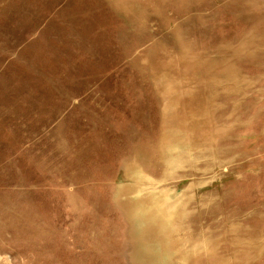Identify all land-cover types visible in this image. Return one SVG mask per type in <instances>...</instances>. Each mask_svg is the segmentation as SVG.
I'll return each mask as SVG.
<instances>
[{"label":"rangeland","instance_id":"obj_1","mask_svg":"<svg viewBox=\"0 0 264 264\" xmlns=\"http://www.w3.org/2000/svg\"><path fill=\"white\" fill-rule=\"evenodd\" d=\"M0 264H264V0H0Z\"/></svg>","mask_w":264,"mask_h":264},{"label":"bare ground","instance_id":"obj_2","mask_svg":"<svg viewBox=\"0 0 264 264\" xmlns=\"http://www.w3.org/2000/svg\"><path fill=\"white\" fill-rule=\"evenodd\" d=\"M145 213V212H144Z\"/></svg>","mask_w":264,"mask_h":264}]
</instances>
